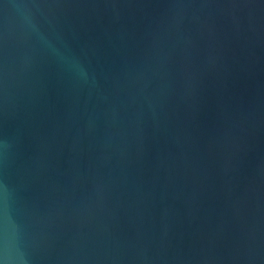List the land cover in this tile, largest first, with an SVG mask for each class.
<instances>
[{
	"label": "water",
	"instance_id": "water-1",
	"mask_svg": "<svg viewBox=\"0 0 264 264\" xmlns=\"http://www.w3.org/2000/svg\"><path fill=\"white\" fill-rule=\"evenodd\" d=\"M0 264H264V0H0Z\"/></svg>",
	"mask_w": 264,
	"mask_h": 264
}]
</instances>
